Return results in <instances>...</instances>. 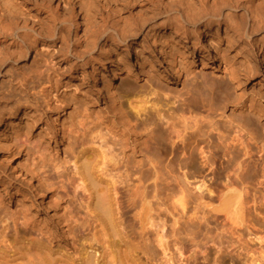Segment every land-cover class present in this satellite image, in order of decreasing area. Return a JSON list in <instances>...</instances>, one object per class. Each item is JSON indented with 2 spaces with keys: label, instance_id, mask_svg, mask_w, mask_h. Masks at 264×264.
Returning a JSON list of instances; mask_svg holds the SVG:
<instances>
[{
  "label": "rangeland",
  "instance_id": "1",
  "mask_svg": "<svg viewBox=\"0 0 264 264\" xmlns=\"http://www.w3.org/2000/svg\"><path fill=\"white\" fill-rule=\"evenodd\" d=\"M240 1V8L226 6L218 11V0H0V50H3L0 56H7L8 50L15 46L10 38L15 28L16 32L25 28L38 33H55L58 40L52 44L54 53L61 47H66L73 54L84 53L80 58L69 61L55 54L58 57L51 59L43 69H58L61 72L59 81L56 84L48 83L45 74L37 76L39 79L32 78L29 86L36 99L22 97L25 95L17 92L16 86H13L15 81L12 83L10 76L21 70H34L43 60L49 61L46 48L51 42L47 37L38 42L29 39L25 44H19L29 49V59L22 60L21 57L14 61L8 58L0 69V111L4 112V117L7 118L12 110L19 115V119L24 112L30 111L32 115L45 113L49 109L46 107L49 100L53 107L36 127L29 129L37 145L47 142L48 151L33 155L32 144L18 141L13 134L14 128L26 127L25 122L20 124L17 120L11 125L0 126V212L9 210L13 200L15 202L13 191L18 189L33 204L38 215H52L54 204L51 193L54 186L50 188L49 185L61 186L62 180L65 182L73 178V164L68 150L73 139L63 137L61 128L82 120L86 113L103 116L117 114V103L127 110L126 92L132 88L143 89L152 92L144 105L145 115H154L156 110L161 114L179 113L181 108H186L197 112L206 121L212 118L213 126L217 125V120L232 117L233 124L238 123L241 128L225 130L226 140L219 141L217 131L209 130L207 142L205 137L202 138L205 139L202 147L205 146L206 152L203 155H206L203 157L199 154L195 142L187 152L190 159L186 163L187 156L174 157L172 146L160 139L156 148L149 147L150 155H145L146 147L140 142L134 153L128 149L123 160H117L118 166L124 170L123 174L130 173L131 163L135 159L144 160L142 173L156 171L155 184L159 190L167 184L178 187L181 178L187 179L191 194L188 211L182 212L178 207L183 218L178 221L179 224L169 221L166 233L171 237V243H178L177 246L184 239L198 241L202 237L206 240V248L203 255L197 250L194 258L190 259L189 254L179 253L172 247L173 264H264V117L252 108L243 115L235 113L232 108L240 99L251 101L253 107L264 110V22H261L264 16L258 14L259 9L264 8V0ZM256 6H260L259 9ZM157 12L156 21L144 20ZM177 15L184 18L183 24L174 21L173 17ZM212 15L218 17L215 19ZM240 15L246 23L243 21L241 28H235L234 24L241 20ZM75 21L78 23L77 32L74 31ZM211 29L214 30L213 36L204 39ZM156 37L161 43L154 45ZM166 37L172 44V51L166 49ZM203 39L205 48L207 46L205 50L201 49ZM5 46L6 49H3ZM172 52L176 62H172ZM66 63L70 65V70H67ZM16 65L19 69L15 68ZM224 66L237 74L239 85L231 81L230 71ZM203 74L208 77L207 81L214 82L212 89L209 84L203 85ZM154 101H158V108L153 105ZM223 102H227L228 106L220 109ZM220 112L223 115L217 116ZM232 113L236 116H232ZM96 121L99 123L101 119L97 118ZM160 122L165 123V119ZM95 131L110 146L109 156L121 155L118 136L104 126ZM52 133L54 141L50 139ZM139 133L144 139L148 132ZM233 134L239 141L228 144ZM191 138L194 140V136ZM197 141L201 146V142ZM217 143V150L226 152V155L223 157L219 153L216 166L212 162L215 158L212 156L214 149L211 148ZM237 162L242 167L238 171L236 169L237 178L236 175L232 176L233 173L226 177V169H231L229 167H234ZM233 177L243 180L244 184L251 181L247 186L248 193L243 192V208L237 212L239 215L236 219L224 210L216 209V192L210 190L212 185L221 188L226 183L230 184ZM152 180L153 177L149 186H152ZM201 180L205 181L206 189L196 188ZM126 182H130V178L119 187H124ZM56 185L54 189L57 195L64 197V204L77 211L80 191L77 189L76 195L73 194L71 187L74 183L62 185L64 189ZM197 195H202L204 208H197L200 207L199 201H195L198 200ZM219 196L221 200L223 195ZM78 212L83 215L82 210Z\"/></svg>",
  "mask_w": 264,
  "mask_h": 264
},
{
  "label": "bare ground",
  "instance_id": "2",
  "mask_svg": "<svg viewBox=\"0 0 264 264\" xmlns=\"http://www.w3.org/2000/svg\"><path fill=\"white\" fill-rule=\"evenodd\" d=\"M189 4L190 3H188V5ZM240 4V0H218L217 10L220 11L226 6L237 9L240 8ZM259 5L261 6V4ZM251 12L253 13V11ZM259 12V15L262 14L264 16V8L259 9ZM245 14L247 13H244V16ZM158 15L159 12L156 14L152 13L144 20L151 22L154 20L156 21ZM173 16H171V19ZM240 16V22L234 24L235 28H241L242 25L246 23L244 21L245 19H242L243 16ZM216 17L218 16H213L215 19ZM173 19L174 21H178L177 23L180 22L183 24L185 22L184 18H181L180 15L173 17ZM243 21L244 23H242ZM10 29L12 30V28ZM14 30L15 32L10 38L13 39V44L15 46L8 50V57L0 56V69L8 58L9 60L16 59V61L21 57L22 60L29 59V49L27 50L19 46V44H25L29 39L38 42L45 37L51 42L46 48L48 49L46 54L47 60H49L48 62L43 60L34 70H21L20 73L15 72V74L10 76L11 82L13 83V81H15L13 86H16L17 92L25 95L22 97L36 99L34 93L31 92L29 83L32 78H37V76L41 74L46 75L48 83L56 84L59 81L61 72L58 69L51 68L48 71L43 69L47 67L46 65H49L47 63H50L51 59L60 56L63 57V59L71 60L75 57L80 58L82 54H84H73L66 47H61L57 53H54L55 48L52 44L58 40V36L55 33H46L47 31H44L45 33H38L34 29L25 28L18 32H16V28ZM74 31H78V23L76 21L74 24ZM253 31L254 30H252V33ZM213 33V29L209 30L204 39L211 38ZM245 37H248L246 33ZM204 39L202 42V50L207 48V46L205 48ZM164 42H166V49L172 51V44L169 43V38L166 37ZM122 43L125 44V42ZM153 43L155 45L161 43V41L156 37ZM3 49H6V46ZM55 54L59 55L57 56ZM171 57L172 62L176 60L174 53ZM66 65L67 70H70V65L67 63ZM15 68H17V65ZM202 68H204V65ZM224 69L230 71L231 81L239 85L237 74L233 70L226 68V66H224ZM202 78L203 85L207 86L209 84L212 89L214 82L207 81L208 77L206 74H203ZM58 90L59 86L56 88V92H58ZM151 94L152 92L150 93L143 89L132 88L124 95L127 110H123L121 107L122 105L117 103L115 108L117 114L103 116V114L95 115L94 113H86L87 116H84L82 120L80 119L76 123L64 125V127L61 128L60 133H62L63 137L73 139V142L68 145L70 159L73 164V178H70V180L65 178V182L62 180V185L65 184L66 186H70L71 183H74V186L71 187L74 192L73 194L76 195L77 191H80V197L77 199L78 210L74 211L70 206L64 204V197L57 195L54 189L56 184H48L50 188L54 186L53 192L51 193L52 203L54 204V206H52L54 208L52 215H38L33 208V204L30 201L28 202L26 195L21 193L18 189L14 190L13 196L15 202L13 200L8 211L0 212V264H173L170 253L172 247H175L178 252L182 251L189 254V257H191L190 259H192V257L194 258V254L197 250L198 253L203 255L204 249L206 248V243L204 241L206 240L202 237L198 241L195 239H184L183 241L181 240V242L179 240L181 244L177 246L178 243L176 244L175 241L173 242V239H171L173 242L171 243L169 240L171 237L166 233L169 221L173 224H179L178 221L180 222L182 213H179L178 207L181 208L182 212L188 211L187 203L191 200V194L188 190L187 179L185 177L181 178L178 187L167 184L164 187L162 186V190H159L155 184V182H157V172L153 171L150 173L147 171L145 174L142 173L145 168L144 160L135 159L133 161L134 163H131L130 173L126 174H123L124 170L118 166V161L123 160L124 154L128 149H131L134 153L136 146L139 145L140 142L146 147L145 155H150L151 151L149 147L156 148L160 139L172 146V154L174 157L182 155L184 158L187 156L185 157L186 163V160L190 159V154L187 155V152L195 142H197L195 145L199 149V154H204L205 146L202 147V142L205 141L207 138L206 134L212 131V129L217 131L219 141L223 139L226 140L227 135L224 133L225 130L236 127L239 129L241 128L238 123L234 125V118L232 117H227L226 120L222 121L217 120L215 123L217 125L213 126L214 124L211 122L212 118H210L211 120L206 118L208 119L206 121L204 117L198 115L197 112L190 109L186 110V108H181L179 113L165 112L161 114L159 110H156L154 115H145L143 110L144 105ZM115 101H117V98ZM238 101V103L232 106L235 113L238 112L243 115L252 108L256 110L260 116L262 115L264 117V110L259 107H253L251 101L245 102L240 99H238ZM50 102V100L46 102V107L47 109L49 108L47 112H41L37 115L30 114V111L27 113L24 112L20 119L19 115H16L15 110H12L7 118L4 117V112L0 111V126L11 125L17 120H19L20 124L25 122L27 126L24 128H14L13 134L18 137V141L21 143H30V145L32 144L34 146L32 148L33 155L35 153H42L45 150L48 151L47 142L46 144L43 142L41 145H37L36 138L34 139L30 136L29 129L36 127L39 121L43 119L44 115L53 110ZM153 105L158 108V101H154ZM164 106H166V104ZM227 106V102H223L219 108L223 109L227 108ZM232 114V116H236L234 113ZM221 115H223V112L217 114V116ZM97 118L101 119L99 123L96 121ZM21 119L24 120L21 121ZM163 119H165V123H163L165 126L160 122ZM100 126L108 127L118 136L122 147L121 155H117L116 157L108 155L110 146L106 144V139L104 137L97 134L99 130L95 131V129H98ZM139 132L148 133H146V137L143 139ZM191 136H194V140H192ZM203 137H205V139H202ZM195 138L201 142V146ZM50 139L54 141L55 136L53 133ZM234 141H239L235 134H233L228 144ZM178 142L181 144L180 148H178ZM218 145L217 143L211 148L214 149L212 152V154L214 153L212 156L215 158L212 160L214 163L220 159L219 153L221 152L217 150ZM206 148L210 147L206 146ZM211 149H209V151ZM206 151L208 152L207 149ZM244 153L248 155L247 151ZM49 154H51V152ZM222 154L224 157L226 152H222L221 155ZM205 155H203V157ZM240 162L233 165L234 167H229L231 169H226V177L230 176L231 173H233L232 176L237 174L239 167H241ZM241 164H243V162H241ZM184 166H186V164ZM131 175L133 176L132 178ZM216 175H218V173ZM152 177L153 183L152 186H149L148 184L151 183L150 180ZM129 178L130 182H126L124 187H119V185H123L124 181ZM236 178H234L235 180L232 179L233 181L231 182L227 180L230 184L226 183L221 188H218L219 186L216 185H212L213 187L210 185V187H212L210 190L216 192H214L218 202L216 209L219 208L224 210L226 214H231L233 219L238 218L237 214L239 215V213L237 212L239 209L241 210L243 208V203L241 204L243 192H247L248 183L251 182L248 180L249 182L245 183L247 184L245 185L243 180L239 178V180H236ZM204 180L199 181V184L196 186L197 189L206 186ZM62 185H56V187H60V189L63 187L64 189ZM219 195H223L222 199L220 198L221 200H219ZM197 196L198 200L195 199V201H199L198 205H200V207L197 208H201L204 206L203 197L202 195ZM202 209L199 210L202 212ZM80 210L83 212L82 216L78 212ZM195 211L197 210L195 209ZM195 237L197 238V236ZM173 251L174 250H172V252ZM176 257L178 258V255Z\"/></svg>",
  "mask_w": 264,
  "mask_h": 264
}]
</instances>
